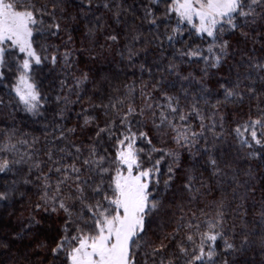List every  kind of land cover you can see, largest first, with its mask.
Returning <instances> with one entry per match:
<instances>
[{
  "label": "snow or ice",
  "instance_id": "6c2138e0",
  "mask_svg": "<svg viewBox=\"0 0 264 264\" xmlns=\"http://www.w3.org/2000/svg\"><path fill=\"white\" fill-rule=\"evenodd\" d=\"M0 113V264H264V0H0Z\"/></svg>",
  "mask_w": 264,
  "mask_h": 264
},
{
  "label": "trees",
  "instance_id": "16d2710c",
  "mask_svg": "<svg viewBox=\"0 0 264 264\" xmlns=\"http://www.w3.org/2000/svg\"><path fill=\"white\" fill-rule=\"evenodd\" d=\"M101 11H103V9H101ZM97 15H99V13H97ZM109 23H111V21H109ZM114 27H115V25H114ZM82 31H83V24H81V26H80V32H82ZM78 34L79 33H73V35H78ZM101 59L104 60L105 58L102 57ZM106 59L111 60L112 59V56H108ZM115 59H116V61H119V57H115ZM113 66L115 67V65H113ZM99 67L103 68V67H105V64L101 63L99 65ZM120 67H123V66L120 65ZM45 72H46V75L44 77H42V79L44 80L45 85L48 84V81L49 80H53V83L56 84V86L58 87V83L54 80V76L56 74L55 73H53V74H47V70H45ZM129 78H132V76H131V70H129ZM0 118H3V113H0ZM37 127H39V126L37 125ZM25 130L26 131H31V129H25ZM36 134L37 135H40L39 132H37ZM17 216H19V213H17ZM3 220H4L5 225H7L8 228L14 227L16 225V223H17L16 217H11V218L4 217ZM5 230H7V228Z\"/></svg>",
  "mask_w": 264,
  "mask_h": 264
}]
</instances>
